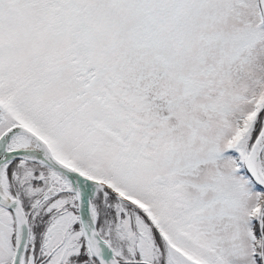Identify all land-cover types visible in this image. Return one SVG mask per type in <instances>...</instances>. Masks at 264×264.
<instances>
[{
  "label": "snow or ice",
  "instance_id": "1",
  "mask_svg": "<svg viewBox=\"0 0 264 264\" xmlns=\"http://www.w3.org/2000/svg\"><path fill=\"white\" fill-rule=\"evenodd\" d=\"M0 264H264V0H0Z\"/></svg>",
  "mask_w": 264,
  "mask_h": 264
}]
</instances>
